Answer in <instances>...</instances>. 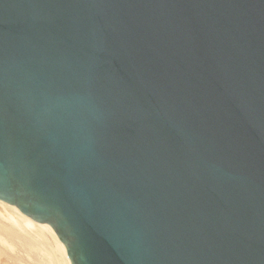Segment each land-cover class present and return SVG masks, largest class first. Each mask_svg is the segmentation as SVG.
<instances>
[{
  "label": "water",
  "instance_id": "water-1",
  "mask_svg": "<svg viewBox=\"0 0 264 264\" xmlns=\"http://www.w3.org/2000/svg\"><path fill=\"white\" fill-rule=\"evenodd\" d=\"M0 201L70 264H264V0H0Z\"/></svg>",
  "mask_w": 264,
  "mask_h": 264
},
{
  "label": "bare ground",
  "instance_id": "bare-ground-1",
  "mask_svg": "<svg viewBox=\"0 0 264 264\" xmlns=\"http://www.w3.org/2000/svg\"><path fill=\"white\" fill-rule=\"evenodd\" d=\"M0 264H70L63 244L46 224L0 201Z\"/></svg>",
  "mask_w": 264,
  "mask_h": 264
}]
</instances>
